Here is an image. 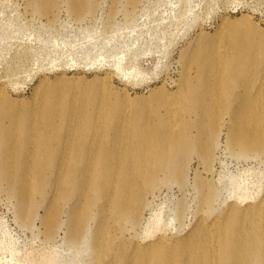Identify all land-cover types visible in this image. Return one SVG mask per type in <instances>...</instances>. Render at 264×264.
<instances>
[{"label":"rangeland","instance_id":"rangeland-1","mask_svg":"<svg viewBox=\"0 0 264 264\" xmlns=\"http://www.w3.org/2000/svg\"><path fill=\"white\" fill-rule=\"evenodd\" d=\"M53 1L0 0V92L4 94L0 101V134L3 127L9 125L6 132L21 130L23 136L34 135L23 121L29 117L26 116L29 107L46 89L47 94H51L49 99H56L51 98V102L56 106L54 110L60 112L58 119L101 111L104 125L108 126L112 112L125 108L131 129L141 126L160 129L167 122L182 123V119L194 123V117L187 114L190 107L187 101L176 105L173 100H167L184 95V88L180 87L186 76L193 77L200 62L211 64L207 61L211 60L209 56L222 50L230 54V49L231 54L235 53L245 47L247 40L256 49L264 45L261 42L264 41V0H78L71 6L68 0ZM86 4L90 8H85ZM224 19L227 30L222 33L220 26ZM240 31L243 36L239 37ZM228 42L230 45L236 42V46L230 47ZM60 75L65 76L63 81L57 79ZM57 82H61L60 87ZM37 86L40 89L35 95ZM71 111L74 112L69 114ZM14 114L20 119L16 128L11 127L8 120ZM210 125L215 132L217 126ZM59 129L57 134L63 130ZM191 132L197 134L196 128ZM225 133L224 128L215 139L208 164L205 159L207 135L198 141V149L194 147L183 154L181 175L174 174L167 179L159 175L164 182L147 194L150 205L148 203L143 210L138 230H129L126 238L143 244L158 234L170 237L185 234L199 219L196 188L199 179L216 191L213 217L221 215L231 204L243 206L263 196L264 157L239 155L230 147ZM2 144L0 137V149ZM28 149L33 146L30 144ZM10 158L16 165L18 159L14 155H9L8 160ZM44 160L48 158L41 159V166ZM12 173L27 179L22 169H14ZM46 173L47 184L43 189L49 200L54 197L48 193L54 176L49 170ZM2 185L0 264L93 263H90L94 255L90 251L91 232L96 227L93 220L89 221L81 243H72L65 237L67 209L62 210L61 218L54 222L37 203L38 197H29L26 203L30 208L23 215L21 202L7 183ZM37 187L36 181L26 184L33 193L37 192ZM60 199L61 193H58L51 207L62 208ZM92 212L97 213L95 208Z\"/></svg>","mask_w":264,"mask_h":264},{"label":"bare ground","instance_id":"bare-ground-1","mask_svg":"<svg viewBox=\"0 0 264 264\" xmlns=\"http://www.w3.org/2000/svg\"><path fill=\"white\" fill-rule=\"evenodd\" d=\"M77 2L68 0V5ZM85 8L90 6L86 4ZM226 23L224 19L220 32L227 30ZM238 36H243L241 31ZM248 42L235 53L231 54L230 49L231 55L222 50L209 56L211 60L207 61L211 64L200 62L195 77L188 75L185 83L181 84L184 95L167 98L176 105L179 101H187L190 106L187 114L194 117V123L182 119V123L167 122L160 129L148 126L131 129L125 108L112 112V121L108 126L104 125L101 111L58 119L60 112L54 110L56 106L53 107L52 97L49 99L51 90L47 94L46 89L32 107L27 105L29 111L24 114L29 117L24 121L22 119L28 131L35 132L34 135L23 136L21 130L6 132L9 125L1 131L0 184L7 183L16 195L21 202V213L30 208L26 203L29 197H38L37 203L54 222L62 215V210L67 209L68 237H65L72 243L82 241L89 221L93 220L96 227L91 232L92 264H264V194L253 203L243 206L231 204L221 215L213 217L211 214L217 194L201 179L195 186L199 193V210L195 209L199 219L185 234L171 237L158 234L143 244L126 238V233L131 229L134 231L140 224L143 210L149 203L147 194L153 193L160 187L159 183L164 182L159 175L163 174L165 179L174 174L181 175L183 154L194 147L198 149V141L204 136L208 135L204 153L207 164L211 147L224 128L230 147L239 155L259 154L264 157V45L256 49ZM235 43L232 45L236 46ZM57 79L63 81L65 76L60 75ZM192 79L196 83L193 84ZM102 81L107 82L104 77ZM40 86L36 87L35 95ZM3 98L4 94L0 92V101ZM27 102L29 104V100ZM15 115L8 119L13 128H16L19 119ZM8 120L5 119V122ZM210 124L217 126L215 132L210 129L213 128ZM61 127L63 130L57 134ZM193 127L197 130L195 135L191 132ZM30 144L33 149H28ZM9 155L18 159L16 165L12 158L8 160ZM44 157L48 161L44 160L41 166ZM14 169L24 170L27 179L14 176ZM47 170L54 176L48 188L49 195L54 197L49 200L43 189L47 184ZM30 181L37 182L36 193L26 188ZM58 193H61L63 207H51ZM94 208L97 213L92 212ZM19 217L22 218L21 215Z\"/></svg>","mask_w":264,"mask_h":264}]
</instances>
